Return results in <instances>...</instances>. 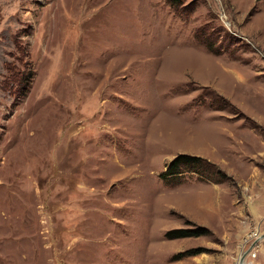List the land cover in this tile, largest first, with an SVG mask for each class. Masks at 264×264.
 <instances>
[{
  "label": "rangeland",
  "instance_id": "obj_1",
  "mask_svg": "<svg viewBox=\"0 0 264 264\" xmlns=\"http://www.w3.org/2000/svg\"><path fill=\"white\" fill-rule=\"evenodd\" d=\"M263 235L264 0H0V264H235L247 238L264 264Z\"/></svg>",
  "mask_w": 264,
  "mask_h": 264
},
{
  "label": "trees",
  "instance_id": "obj_2",
  "mask_svg": "<svg viewBox=\"0 0 264 264\" xmlns=\"http://www.w3.org/2000/svg\"><path fill=\"white\" fill-rule=\"evenodd\" d=\"M19 50L21 52V49ZM8 71L10 74L8 80L6 81L7 88L9 89L12 96H14L15 99H18L25 94L33 72L32 70L31 72H22L14 67H9ZM10 83L12 84L11 86ZM200 161L201 159L198 157L181 154L173 159L168 169L161 174V177L164 180H167L169 176L181 174L187 169H195V165Z\"/></svg>",
  "mask_w": 264,
  "mask_h": 264
},
{
  "label": "built area",
  "instance_id": "obj_3",
  "mask_svg": "<svg viewBox=\"0 0 264 264\" xmlns=\"http://www.w3.org/2000/svg\"><path fill=\"white\" fill-rule=\"evenodd\" d=\"M252 237L255 238L256 240H258V239L261 237V234H260L259 231H255V232L253 233V236H252ZM252 241H253L252 238H247V239L244 240V244H245V246H244V248L241 247L240 252H239V255H238V258H237V260L235 261V264H240L241 257L247 252V251H245V250H246L245 248H246L247 245L252 246V249L249 250L250 254H251L253 257L256 256L255 251H253V250H255V248L253 247V245H252V243H251ZM246 256H247V255H246ZM245 264H246V260H245Z\"/></svg>",
  "mask_w": 264,
  "mask_h": 264
},
{
  "label": "water",
  "instance_id": "obj_4",
  "mask_svg": "<svg viewBox=\"0 0 264 264\" xmlns=\"http://www.w3.org/2000/svg\"><path fill=\"white\" fill-rule=\"evenodd\" d=\"M264 236V235H263ZM247 252L241 257L240 264H245V257Z\"/></svg>",
  "mask_w": 264,
  "mask_h": 264
}]
</instances>
